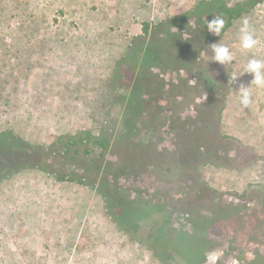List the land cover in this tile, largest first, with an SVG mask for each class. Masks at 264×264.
I'll use <instances>...</instances> for the list:
<instances>
[{"label":"rangeland","instance_id":"obj_1","mask_svg":"<svg viewBox=\"0 0 264 264\" xmlns=\"http://www.w3.org/2000/svg\"><path fill=\"white\" fill-rule=\"evenodd\" d=\"M201 1L0 0V133L12 131L31 145L0 157V264H163L144 241L150 226L120 227L99 189L100 165L122 164V151L100 156L101 149L90 145L89 152L68 159L49 147L85 131L98 136L110 129L115 136L125 112L118 95H128L135 75L127 68L121 73L130 78L118 79L119 64L133 38L143 34L145 23L155 30ZM223 1L248 8L216 41L230 48L233 62L212 61L209 48L199 75L210 88L197 80L167 95L155 120L167 123L142 130L143 141L153 140L154 160L124 186L136 206L161 191L199 205L203 213L218 205L228 214L250 212L264 232V88L253 85V102L244 108L237 85L228 82L234 75L250 82L252 75L244 74L248 60L264 59V0L254 6V0ZM244 19L259 41L252 50L240 46ZM212 96L220 101L206 132L208 155L190 136L194 132L177 131L173 120L176 113L184 122L199 119ZM161 152L170 159L155 161ZM180 154L189 157L186 172L172 165V156ZM63 172H76V180H59ZM252 254L251 246L240 243L214 264H240Z\"/></svg>","mask_w":264,"mask_h":264},{"label":"trees","instance_id":"obj_2","mask_svg":"<svg viewBox=\"0 0 264 264\" xmlns=\"http://www.w3.org/2000/svg\"><path fill=\"white\" fill-rule=\"evenodd\" d=\"M261 1L254 0L251 6ZM247 9L242 4L230 6L223 0H203L186 12L170 15L155 30L150 28L149 23H145L143 34L133 38L119 64L120 73L129 68L135 75L131 76L132 87L128 95H118L125 112L117 134L113 136L110 129H104L98 136L85 131V135L62 136L49 147L52 153H63L68 159H75L81 152H89L90 145L101 149L100 154L103 155L100 156H104L109 149L122 151V164L106 160L100 165L102 172L99 171V189L120 227L130 230L136 223L150 226L144 241L163 264H214L217 256L235 249L240 243L253 248L251 259L242 258L240 264H264L262 224L250 212L233 209L228 214L227 208L218 205L211 207L210 212L203 213L199 205L185 203L176 195L161 191L148 200L143 199L142 205L136 206L135 197H131L129 189L124 186L125 180L154 160L151 154L153 140L150 143L143 141L142 130L148 129L145 127L147 125L159 130L161 125L167 123L155 122L165 108L167 95L173 94L175 90H187L197 80L200 81L198 85L210 88L207 77L199 75L200 68L203 67L204 53L220 36L208 31L207 20L211 21L214 16L223 18L225 27L222 35ZM124 76L130 78V75L123 73L117 78ZM212 97L202 107L204 113L199 119L193 120L188 116V122H184L176 113L177 119L173 120L177 131L194 132L190 136H193L199 148L209 151L208 155L212 153L208 143L205 145L208 140L206 132L210 128L213 109L220 101L219 97ZM30 146L12 131L0 133V157L9 154L14 147ZM181 148L182 145L179 146ZM167 156L166 152L155 153V161L159 162ZM187 158L186 154L172 156V165L176 170L186 172L184 164ZM199 167L200 164L196 163L193 171L196 172ZM168 170L173 168L170 166ZM73 174L57 173V177L59 180H76V172ZM92 184L96 185V181Z\"/></svg>","mask_w":264,"mask_h":264},{"label":"clouds","instance_id":"obj_3","mask_svg":"<svg viewBox=\"0 0 264 264\" xmlns=\"http://www.w3.org/2000/svg\"><path fill=\"white\" fill-rule=\"evenodd\" d=\"M207 29L214 35L221 36V33L225 27V20L223 18H214L211 21L207 20ZM239 42L243 50H252L258 44L259 41L256 39L253 30L250 27L249 21L244 19L241 27L239 28ZM211 49L214 53L212 61L218 62L219 64L226 66L233 62V56L230 48L222 43H212ZM251 74L252 80L248 83L240 81L238 78L241 76H231L228 82L237 85V92L239 93V103L242 107L247 108L253 102V96L251 88L254 85L256 88H264V59H257L255 56L251 57L244 70V74Z\"/></svg>","mask_w":264,"mask_h":264}]
</instances>
